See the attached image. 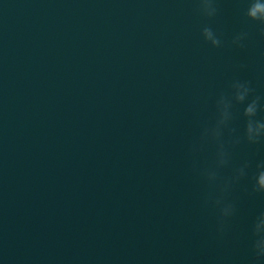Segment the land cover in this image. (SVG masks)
I'll use <instances>...</instances> for the list:
<instances>
[{
    "label": "water",
    "instance_id": "1",
    "mask_svg": "<svg viewBox=\"0 0 264 264\" xmlns=\"http://www.w3.org/2000/svg\"><path fill=\"white\" fill-rule=\"evenodd\" d=\"M215 3L208 18L198 0H0L2 264H255L264 194L233 186L218 232L201 174L214 146L193 150L233 78L264 93L247 0Z\"/></svg>",
    "mask_w": 264,
    "mask_h": 264
},
{
    "label": "clouds",
    "instance_id": "2",
    "mask_svg": "<svg viewBox=\"0 0 264 264\" xmlns=\"http://www.w3.org/2000/svg\"><path fill=\"white\" fill-rule=\"evenodd\" d=\"M197 7L204 17L217 14L215 0H198ZM243 15L261 26L260 35L264 37V0H247ZM248 35L247 31L237 32L229 43L242 48ZM201 36L213 48L225 45L222 34L208 25L201 29ZM207 144L214 146V153L211 162L201 169L210 187L204 204L217 211V231L223 232L227 221L236 213L235 201L228 198L233 186L247 179L252 193L264 194V156L260 155L264 149V93L258 92L251 80L233 78L218 92L213 115L204 125L193 150ZM241 147L247 151L234 164V152ZM225 168L231 169L230 175H221ZM249 231L253 260L255 264H264V209L254 215Z\"/></svg>",
    "mask_w": 264,
    "mask_h": 264
}]
</instances>
